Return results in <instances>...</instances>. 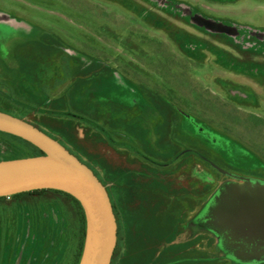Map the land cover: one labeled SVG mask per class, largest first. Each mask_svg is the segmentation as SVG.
Instances as JSON below:
<instances>
[{"label":"rangeland","instance_id":"374dc122","mask_svg":"<svg viewBox=\"0 0 264 264\" xmlns=\"http://www.w3.org/2000/svg\"><path fill=\"white\" fill-rule=\"evenodd\" d=\"M167 1L0 0V110L55 135L106 185L113 264H242L201 224L243 182L231 176L264 179V41ZM185 1L264 27V0ZM37 155L0 133V160ZM56 198L0 199V264H73L78 218Z\"/></svg>","mask_w":264,"mask_h":264},{"label":"water","instance_id":"95a60500","mask_svg":"<svg viewBox=\"0 0 264 264\" xmlns=\"http://www.w3.org/2000/svg\"><path fill=\"white\" fill-rule=\"evenodd\" d=\"M192 20L212 31L237 34L235 26L198 13ZM0 131L22 137L43 151L37 156L0 160V197L36 189L71 194L80 201L86 217L79 264H112L118 222L108 189L95 171L59 140L12 113L0 110ZM206 215L215 230L230 233L233 249L236 238L264 239V186L229 184L216 196Z\"/></svg>","mask_w":264,"mask_h":264},{"label":"trees","instance_id":"16d2710c","mask_svg":"<svg viewBox=\"0 0 264 264\" xmlns=\"http://www.w3.org/2000/svg\"><path fill=\"white\" fill-rule=\"evenodd\" d=\"M21 118L27 120L24 117H21ZM27 121H29V120H27ZM31 123H33L34 125L38 126L40 129L44 130L46 133H48L49 135H51L54 138H56L57 140H59L57 137H55V135H53V134L49 133L48 131H46V129L41 127L39 124H37L35 122H31ZM0 133H5V134H8V135H12V136L18 137V138L28 142L32 146H34L40 152V154L43 153V151L38 146H36L35 144L31 143L30 141H28V140H26V139H24L22 137H19L17 135H14V134H11V133H7V132H4V131H0ZM69 150L73 153V151L71 149H69ZM15 158H19V157H15ZM38 195H45V196H48V198H51L53 200L57 199L56 197L61 196V197H65L67 199H70L73 202L74 208H75V214H76V216L78 218V223H79V228L78 229H79V240H80L79 241L80 242L79 243V249H78L77 253L75 254V256L73 258V264H79L80 260H81V257H82V253H83V249H84V243H85V237H86V217H85L84 209H83V207H82V205H81V203H80V201L78 199H76L74 196H72L71 194H69L67 192H64V191H61V190H57V189H36V190H31V191L17 193V194L10 195V196L0 197V199L1 198H4V199L10 198V199H15V200L16 199L24 200V199H29L32 196H38ZM42 200L46 201V197H44ZM116 251H117V247H116V250H115V253H114V256H113L112 264L114 262V257L116 255Z\"/></svg>","mask_w":264,"mask_h":264},{"label":"crops","instance_id":"0c3cea01","mask_svg":"<svg viewBox=\"0 0 264 264\" xmlns=\"http://www.w3.org/2000/svg\"><path fill=\"white\" fill-rule=\"evenodd\" d=\"M211 204L209 203L208 206ZM74 207V206H73ZM75 209V208H74ZM76 215V214H75ZM208 221V219H207ZM203 228L210 229L211 226L209 222H202L201 224ZM215 230V229H213ZM218 237L223 238V240L227 241L228 246L231 248V254L236 259H238L242 264L250 263V264H264V239L261 240H247L242 238L233 239L234 244H236V248L233 249L234 246L231 242V235L227 230L217 231ZM240 249V251L238 250ZM241 254H240V253Z\"/></svg>","mask_w":264,"mask_h":264},{"label":"flooded vegetation","instance_id":"af4514ba","mask_svg":"<svg viewBox=\"0 0 264 264\" xmlns=\"http://www.w3.org/2000/svg\"><path fill=\"white\" fill-rule=\"evenodd\" d=\"M168 3H172L174 4L176 7H183L185 9H190L192 11V13L189 14L190 17H192L193 14H201L207 18H211V19H214V20H217V21H222L216 17H213V16H210V15H207L205 14L204 12L200 11L196 6L192 5L191 3L185 1V0H168L167 1ZM190 11V12H191ZM223 23L225 24H229V25H232L230 24L229 22H225V21H222ZM234 26V25H232ZM249 29V30H245V29ZM246 33V34H245ZM237 34L239 35H243V37H251L253 36L254 38H256L259 42L260 41H264V27H257V26H254V25H242L239 23V26L237 27ZM257 41V42H258ZM210 134V132H208ZM174 153V152H173ZM174 158V157H173ZM96 173V172H95ZM231 175V174H230ZM238 177H241L240 175H238ZM247 176H245L246 178ZM100 178V177H99ZM231 178H236L235 180L237 181H243V182H249V183H253L255 185H263L264 186V179L262 178H258V177H253V176H249L247 177L246 179H242V178H237V177H234V176H231ZM109 192V190H108ZM110 194V192H109ZM111 197V196H110ZM112 200V198H111ZM113 203V202H112ZM114 207V206H113ZM114 211H115V208H114ZM116 214V212H115ZM117 217V215H116Z\"/></svg>","mask_w":264,"mask_h":264}]
</instances>
